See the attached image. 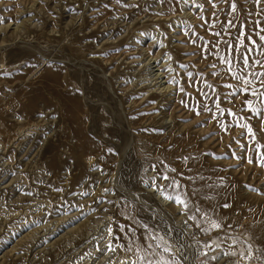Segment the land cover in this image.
<instances>
[{
	"label": "rangeland",
	"instance_id": "obj_1",
	"mask_svg": "<svg viewBox=\"0 0 264 264\" xmlns=\"http://www.w3.org/2000/svg\"><path fill=\"white\" fill-rule=\"evenodd\" d=\"M262 37L264 0H0V264H264Z\"/></svg>",
	"mask_w": 264,
	"mask_h": 264
},
{
	"label": "snow or ice",
	"instance_id": "obj_2",
	"mask_svg": "<svg viewBox=\"0 0 264 264\" xmlns=\"http://www.w3.org/2000/svg\"><path fill=\"white\" fill-rule=\"evenodd\" d=\"M262 39H264V37H262ZM245 63H247V60H245ZM253 112L255 111L254 109H250ZM249 133L251 134V129H248ZM264 166V165H262ZM164 180H168L167 176H163L161 177ZM178 187V185H177ZM161 195L164 199L170 201V202H174L175 204H177L178 206L187 208V202L181 197L180 194H169L166 193L164 190H161ZM191 218V217H190ZM211 228L212 229H218L220 227V225L215 222V221H211ZM208 229H205V232L207 233ZM215 243V242H214ZM149 248L153 247V245H149ZM155 247H159V245H156ZM205 247L211 248V245H205ZM111 250V249H110ZM164 252H168L169 249L167 247H165L163 249ZM207 253H204V255H206ZM156 255L155 252L152 253H148L146 249H144L143 247L140 248V254H138V258L140 260V264H177L176 261H171L169 262L168 260H166L163 256H161V258L159 260H154L150 257H154ZM213 259H217V257H213Z\"/></svg>",
	"mask_w": 264,
	"mask_h": 264
},
{
	"label": "bare ground",
	"instance_id": "obj_3",
	"mask_svg": "<svg viewBox=\"0 0 264 264\" xmlns=\"http://www.w3.org/2000/svg\"><path fill=\"white\" fill-rule=\"evenodd\" d=\"M17 53H18V52H17ZM20 53H21V52H20ZM20 53H19V56L21 55ZM12 54H13V53H12ZM14 54H15V53H14ZM24 54H25V53H24ZM15 55H17V54H15ZM13 56H14V55H12V57H13ZM12 57H11V58H12ZM14 57H15V56H14ZM14 57H13V58H14ZM17 57H18V55H17ZM17 57H16V58H17ZM115 115H116V114H115ZM0 129H1L0 131L2 132V133H0V134H4V135H5V134H6V128H4V126H3V128H2V126H0ZM7 132H8V131H7ZM81 209H82V208H81ZM124 210H125V209H124ZM124 210L121 211V212H122V213H123V212L125 213ZM195 210H196V209H195ZM197 211H198V210H197ZM122 213H120V214H122ZM192 213H193V212H192ZM196 213H198V212H196ZM202 213H203V212H202ZM193 214H194V213H193ZM198 214H199V213H198ZM124 215H125V214H124ZM192 216H193V215H192ZM194 216H195V215H194ZM196 216H197L196 218L198 219V215H196ZM122 217H124V216H122ZM203 217H204V216H203ZM124 218H125V217H124ZM124 218H123V219H124ZM126 218H127V217H126ZM196 218H195V219H196ZM199 218H200V217H199ZM204 218L206 219V217H204ZM201 219H202V216H201ZM205 219H204V220H205ZM121 220H122V218H121ZM129 221H130V220H129ZM199 221H200V223H201V220H200V219H198V222H197V223H199ZM202 221H203V219H202ZM205 221H206V220H205ZM124 222H125V221H124ZM202 223H203V222H202ZM204 224H205V223H204ZM206 224H207V223H206ZM206 224H205V225H206ZM197 225L200 227L199 224H197ZM206 226H207V225H206ZM206 226H205V227H206ZM202 227H203V226H201L200 228L202 229ZM205 227H204V228H205ZM126 228H127V227H126ZM120 229H121V228L119 227L118 230H120ZM205 229H206V228H205ZM125 230H126V229H125ZM106 232H107V231H106ZM122 232H123V231H122ZM122 232H121V233H122ZM119 233H120V232H119ZM126 237H127V236H126ZM131 237H133V236H131ZM134 237H135V236H134ZM123 238H124V237H123ZM137 238H138V237H137ZM143 238H144V237H143ZM141 239H142V238H141ZM123 240H124V239H123ZM125 240H126V239H125ZM125 240H124V241H125ZM129 240H130V238H129ZM129 240H128V241H129ZM124 241H123V242H124ZM132 241H133V240H132V238H131V243H133ZM135 241H138V240L135 239V240H134V244H135ZM142 241H144V240H142ZM142 241H141V242H142ZM126 243H127V245L129 246V244H128L129 242L126 241ZM143 243H144V242H143ZM139 244H140V242H139ZM130 245H131V244H130ZM140 245H141V244H140ZM124 246H125V244H124ZM137 246H139V245H137ZM131 247L137 249L136 244H135L134 246L131 245ZM131 247H129V248H131ZM142 247H143V246H142ZM140 248H141V247H140ZM151 248H152V247H151ZM136 249H135V250H136ZM138 249H139V248H138ZM130 250H131V249H130ZM133 250H134V249H133ZM139 250H140V249H139ZM137 252H138V251H137ZM137 252H136V253H137ZM147 252H148V251H147ZM138 254H140V253H138ZM166 255H167V254H166ZM155 256H156V255H155ZM155 256H154L155 259L159 257V256H158V257H155ZM124 257H125V256H124ZM124 257H123V258H124ZM132 258H133V257H132ZM151 258H152V257H151ZM171 258H172V257H171ZM152 259H153V258H152ZM159 259H160V258H159ZM159 259H158V260H159ZM167 260L169 261V259H167ZM171 260H172V259H171ZM122 262H123V261H122ZM169 262H171V261H169Z\"/></svg>",
	"mask_w": 264,
	"mask_h": 264
}]
</instances>
